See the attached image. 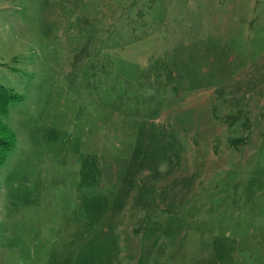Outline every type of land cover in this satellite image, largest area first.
I'll return each instance as SVG.
<instances>
[{
  "label": "rangeland",
  "instance_id": "1",
  "mask_svg": "<svg viewBox=\"0 0 264 264\" xmlns=\"http://www.w3.org/2000/svg\"><path fill=\"white\" fill-rule=\"evenodd\" d=\"M13 48L0 264H264V0H0Z\"/></svg>",
  "mask_w": 264,
  "mask_h": 264
},
{
  "label": "trees",
  "instance_id": "2",
  "mask_svg": "<svg viewBox=\"0 0 264 264\" xmlns=\"http://www.w3.org/2000/svg\"><path fill=\"white\" fill-rule=\"evenodd\" d=\"M21 97L9 88L0 85V116L6 114V107L9 103L20 100ZM14 146V135L5 124L0 121V168L5 162L7 154Z\"/></svg>",
  "mask_w": 264,
  "mask_h": 264
},
{
  "label": "crops",
  "instance_id": "3",
  "mask_svg": "<svg viewBox=\"0 0 264 264\" xmlns=\"http://www.w3.org/2000/svg\"><path fill=\"white\" fill-rule=\"evenodd\" d=\"M8 54L11 56L9 65L12 66L1 68L2 71L0 72V80L4 82V87L15 91V65L13 66V62L15 64V48H13L12 52H8Z\"/></svg>",
  "mask_w": 264,
  "mask_h": 264
}]
</instances>
